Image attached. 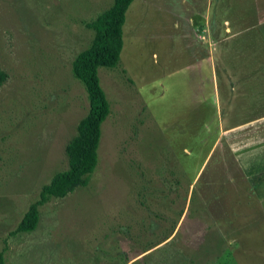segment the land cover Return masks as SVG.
<instances>
[{
  "label": "rangeland",
  "instance_id": "rangeland-1",
  "mask_svg": "<svg viewBox=\"0 0 264 264\" xmlns=\"http://www.w3.org/2000/svg\"><path fill=\"white\" fill-rule=\"evenodd\" d=\"M112 3L0 0L2 264H264L248 181L224 146L210 152L221 119L262 112L264 26L249 27L264 16L253 0H134L119 63L98 71L110 114L88 185L39 207L34 232L10 236L68 167L89 109L71 64L93 38L85 24Z\"/></svg>",
  "mask_w": 264,
  "mask_h": 264
},
{
  "label": "trees",
  "instance_id": "trees-1",
  "mask_svg": "<svg viewBox=\"0 0 264 264\" xmlns=\"http://www.w3.org/2000/svg\"><path fill=\"white\" fill-rule=\"evenodd\" d=\"M133 1L113 0L108 10L102 12L94 21L85 24L87 29L93 31V38L88 48L79 52L72 61L71 72L86 92L88 113L80 120L76 134L66 145L67 169L56 173L50 182L41 188L39 199L29 206L10 236L34 232L39 222V207L51 198H64L76 188L88 185L89 177L98 162L101 125L110 114L109 102L100 85L98 71L100 68H115L119 63L123 48L125 15ZM6 79L7 74L0 70V88ZM231 159L233 166L244 178L234 158Z\"/></svg>",
  "mask_w": 264,
  "mask_h": 264
},
{
  "label": "crops",
  "instance_id": "crops-1",
  "mask_svg": "<svg viewBox=\"0 0 264 264\" xmlns=\"http://www.w3.org/2000/svg\"><path fill=\"white\" fill-rule=\"evenodd\" d=\"M216 1L219 3V0ZM253 5L254 8L258 9V12L264 16V0H253ZM212 20L213 24L211 30L208 31V29L205 28L208 37L204 39V42L208 43L211 47L213 46L211 40H215V37H218L217 23L214 18ZM204 25L208 26L207 23H204ZM204 25H202L199 30L202 29ZM256 26H259L261 30L264 26V20L260 18L258 24L249 27V29L253 30ZM196 32H194L193 29L188 28L185 32V39L190 40L192 39V36L196 38ZM258 34L261 36L264 35V32ZM232 35L234 36L235 34H231L230 37H232ZM193 42L196 44V41ZM200 51L201 49H199L198 56L202 57V51ZM210 58L212 59V54H210ZM245 77L246 76L243 75L241 78L243 79ZM214 83H216V81ZM262 84L264 87V75L262 77ZM257 102L258 103L255 105L258 107L255 106L254 108L262 112H258V115L256 116L233 124H228L221 119L216 127L217 134L210 152L212 153L215 150V154L224 146L225 154H228L230 159L234 158L241 173L246 177L251 194L255 198L264 217V98L262 99L259 97ZM251 106L252 105H249V108Z\"/></svg>",
  "mask_w": 264,
  "mask_h": 264
}]
</instances>
